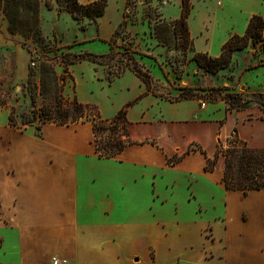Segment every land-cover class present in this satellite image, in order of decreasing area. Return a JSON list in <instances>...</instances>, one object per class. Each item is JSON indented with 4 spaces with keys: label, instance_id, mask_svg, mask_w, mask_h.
<instances>
[{
    "label": "crops",
    "instance_id": "obj_1",
    "mask_svg": "<svg viewBox=\"0 0 264 264\" xmlns=\"http://www.w3.org/2000/svg\"><path fill=\"white\" fill-rule=\"evenodd\" d=\"M126 3L108 0L101 17L81 23L41 4L40 31L50 25L54 42L69 53L78 48V54L105 55L124 20ZM180 14L181 0H175L163 18L173 22ZM252 16L264 19V0H206L191 7L187 29L193 50L218 57L231 35H244ZM64 21L78 30L71 41L58 28ZM19 41L25 40L8 32L0 14V57L12 52L13 79L20 85L27 82L31 54L15 43ZM165 49L156 41L150 51L161 58ZM261 59L259 47L235 51L230 68L203 74L201 86L264 95L247 85L251 72L264 67ZM188 62L200 73L191 58ZM57 66L66 75L64 102L94 107L102 120L125 110L131 144L115 158H100L90 122L47 123L39 131L34 124L12 127L8 109L0 107V117L6 119L0 124V264H264V191H226L222 157L212 172L204 171L206 159H213L217 146L225 147L232 134L249 148L264 149L259 107L226 110L222 103H203L196 95L168 100L164 89L154 90V83L165 81L157 67L147 87L130 70L108 83L102 66L87 61L66 70ZM189 149L195 151L184 155ZM173 157L180 159L169 165ZM179 179L187 189L196 184L220 191L223 211L200 223L203 207L190 191L186 199L194 200L197 209L194 217L186 214L181 203L168 197ZM229 193L241 197L240 208L229 202Z\"/></svg>",
    "mask_w": 264,
    "mask_h": 264
},
{
    "label": "trees",
    "instance_id": "obj_2",
    "mask_svg": "<svg viewBox=\"0 0 264 264\" xmlns=\"http://www.w3.org/2000/svg\"><path fill=\"white\" fill-rule=\"evenodd\" d=\"M108 0H95L89 4H82L79 0H0V14L7 22L8 32L12 35H20L24 40H32L38 42L39 40V8L43 4L48 10H55L56 14L60 16L62 13H67L77 23L84 20L88 22H95L98 17L104 13L105 6ZM191 5L189 0H181V14L180 18L175 21L174 28L180 29L182 34L189 38L187 29V19L190 15ZM123 21L116 30L113 40L110 42L111 52L115 46L116 39L120 27H123ZM155 39L162 47H169V39H167L170 31L167 24L157 25L154 29ZM263 42L264 52V19L260 16H252L247 24L243 36L231 35L221 48V53L218 57H210L205 54L197 53L192 50L191 61L201 69L204 73L216 74L221 70L230 68L232 55L235 51H241L247 47H255L258 43ZM120 49V47H119ZM193 49V48H192ZM124 51H130L124 49ZM30 52V51H29ZM38 51L31 53L30 61L38 60ZM133 53V52H132ZM117 54V53H116ZM60 64L63 65L64 70L68 66L87 61L99 66L105 70V80L111 83L113 79L120 77L126 70H130L148 87L150 76L147 72L142 71L137 62L128 55L130 64L121 69L107 70L110 66L106 62L108 56L93 55L90 53L72 54L66 53L63 55ZM114 54L109 58L112 60ZM55 58L42 57L37 75L39 77L38 94L44 97L47 93H54L53 102L49 105H43L38 110H31L30 120L22 119V126H30L39 122L36 126L37 131L41 126L47 123H53L58 126H68L76 123L90 122L92 125L93 144L95 152L100 158H115L121 151L131 143L127 140L125 110L120 111L113 119L102 120L94 107L78 104L76 101L66 103L59 98V81L64 82L66 75L58 77L55 72L53 62ZM106 62V63H105ZM33 74L30 71L27 78V85L29 90L37 88L32 83ZM219 90V89H217ZM195 91V90H194ZM195 95L191 94L185 99L193 98ZM232 99L233 96H226ZM232 101V100H231ZM260 109L263 113L261 117L264 120V101L259 102ZM241 104L237 103L235 108H240ZM12 113L8 117L9 125L16 127V121L12 117ZM108 127H111L108 129ZM118 128L121 134H118ZM109 132L107 142L100 141L101 133ZM112 137V138H111ZM114 138V139H113ZM189 149L184 153L188 154ZM202 152V151H201ZM203 153V152H202ZM222 157L224 163L222 184L226 191L240 192L247 195L253 191H264V149H253L238 140L235 134L228 139L226 147L217 146V151L213 159H206L204 166L205 172H212L217 163V160ZM180 158L173 157L167 160V163L175 164Z\"/></svg>",
    "mask_w": 264,
    "mask_h": 264
},
{
    "label": "rangeland",
    "instance_id": "obj_3",
    "mask_svg": "<svg viewBox=\"0 0 264 264\" xmlns=\"http://www.w3.org/2000/svg\"><path fill=\"white\" fill-rule=\"evenodd\" d=\"M174 1L175 0H127L123 20L125 25L119 29L116 39L117 41L115 43V46L117 47L112 49L113 52L109 50V52L105 54L108 56L106 62H109L108 65L110 66L107 70H117L118 67L121 69L125 68L130 64V61L127 60L129 55L135 60V62H137L138 67L142 71H146L149 74L150 81L153 80L150 72L153 71L155 67L160 68L165 81H162L161 85L154 83V90L164 89L165 91L163 92L165 93V98L168 100L185 99L191 94H194L198 97V99L202 100L203 103H222L226 110L233 111L239 110V108H235L237 103L242 105L249 100L257 102L264 101V95L251 94L249 92H245V90L238 89V87L233 88L232 92H228L225 87L220 86L202 88V75L206 73H204L201 69L199 71L200 73H195L193 65H190L188 62L189 58L192 56L193 50L190 37L186 40V37L182 34L181 30L174 28L173 25L175 21L167 23L163 18L165 8H167L168 4ZM202 1L206 0H189V3L191 7H194L195 5L201 4ZM217 1L219 0H213L214 3ZM163 23L167 24L169 27L170 33L167 37V39H169V47L165 49L164 55L159 58L150 50L156 44L154 29L157 25ZM42 28L43 30L39 32V40L37 43L32 40L28 42L26 40L15 42L20 44L23 49L30 51L31 53H33V49L38 51V60L33 61L35 63L34 68L30 67L31 56L29 58V72H32V83L37 88H31L32 90H29L27 82L20 85L15 83L13 79V54L11 51L7 53L6 58L0 57V107L5 106L9 111V115L12 113V117L17 122L18 126H20L22 119L30 120V112L32 108L33 110H38L43 105H49L53 102L52 98L54 93H47L44 97H41L38 94V62H40L42 57L55 58L52 64L58 77L61 78L63 74L61 68L57 65H61L60 61L63 58L65 59L63 55L69 53L67 49H64V44H56L54 42L57 39L55 37V32L52 31L50 25L44 24ZM58 28L63 32L64 38L67 41H71L76 35L78 36V30H72L69 28L68 23L65 21L59 23ZM71 47L74 46H70V48ZM257 47H259V49L263 52V42H260L255 46L256 50ZM125 48L130 51H124ZM70 50L72 54H78L76 53L77 50L82 49L76 48ZM254 51L255 50H253V52ZM112 54H114L115 57L110 60L109 58ZM262 62H264V59ZM251 73L252 75L249 76L250 79L247 84L248 87L252 89L259 88L264 92V67L256 69ZM243 83H245V81ZM1 85H3V87H1ZM59 86V98L64 100L63 92L65 85L59 81ZM69 87L71 88L72 85L70 84ZM241 87H244V84H241ZM228 95L233 96V98H226ZM5 120V117L1 115L0 124ZM38 124L39 122H35L34 125ZM109 128L111 127H108V129ZM118 134H121V130H119V128ZM108 136L109 132L105 131L104 133H101L99 139L102 142H107ZM24 148H27V145L24 146ZM186 183L187 182L184 179H179L178 186L173 189L174 194H171L172 190L168 191V197L172 196L173 200L181 203L179 208L184 210L186 214L193 217L195 216L197 203H201L203 209L201 212L202 217L199 220L200 223L213 221V216L223 211L222 201L225 199L224 194L218 190L215 192H209L196 184H194L191 189H187ZM190 191H194L193 195L197 197V203L194 200L187 201L186 198L190 197ZM229 194L230 195L227 196L229 202H231L234 207L240 208L243 203V201H241V197L235 193ZM166 208H171V205ZM198 215L200 216V214ZM254 252L255 251L253 250L249 253L251 255Z\"/></svg>",
    "mask_w": 264,
    "mask_h": 264
},
{
    "label": "water",
    "instance_id": "obj_4",
    "mask_svg": "<svg viewBox=\"0 0 264 264\" xmlns=\"http://www.w3.org/2000/svg\"><path fill=\"white\" fill-rule=\"evenodd\" d=\"M251 50H255V47H251ZM253 107H259L260 108L259 102L254 101V100H249V101L245 102L244 104H242L239 109L240 110H248V109H251Z\"/></svg>",
    "mask_w": 264,
    "mask_h": 264
},
{
    "label": "built area",
    "instance_id": "obj_5",
    "mask_svg": "<svg viewBox=\"0 0 264 264\" xmlns=\"http://www.w3.org/2000/svg\"><path fill=\"white\" fill-rule=\"evenodd\" d=\"M30 67L31 68H34L35 67V63L34 62H31L30 63ZM65 262H61L60 260H52V263L51 264H63Z\"/></svg>",
    "mask_w": 264,
    "mask_h": 264
}]
</instances>
